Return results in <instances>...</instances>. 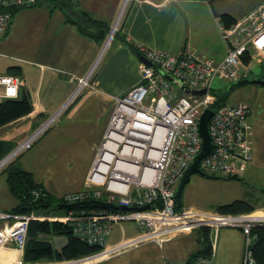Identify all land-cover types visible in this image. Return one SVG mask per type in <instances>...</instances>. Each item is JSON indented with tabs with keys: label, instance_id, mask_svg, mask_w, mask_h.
I'll use <instances>...</instances> for the list:
<instances>
[{
	"label": "built area",
	"instance_id": "obj_1",
	"mask_svg": "<svg viewBox=\"0 0 264 264\" xmlns=\"http://www.w3.org/2000/svg\"><path fill=\"white\" fill-rule=\"evenodd\" d=\"M57 1L63 0H0V37L7 33L15 10ZM218 25L227 47L225 57L218 61L201 52L171 54L144 47L138 50L150 65L141 61L138 83L114 97L113 110L103 140L96 150L85 189L64 196L66 203L105 197L108 202L123 208L149 204L150 209L114 213L70 211L52 218L34 213L0 212V221L12 220L0 228V248L14 242L20 254L18 259L7 264H91L142 243L161 245L171 238L204 229L209 230L211 239L209 254L188 260H165L164 264H211L215 242L210 233L220 228L242 230L245 240L241 264H258L253 250L256 237L252 229L264 225V207L247 213H221L195 206L176 207V184L202 148L199 119L206 108L213 110L208 122L212 146L200 161V169L206 174L234 179L241 177L252 159L251 126L247 120L249 105L245 102L227 103L213 109L216 98L212 92L216 90L213 86L216 78L232 82L241 78L249 68L243 61L247 52L251 60L259 56L258 63L264 61V1L230 26ZM87 75L83 78L72 76V79L79 84L88 78L83 88L90 87L92 72ZM168 76L179 80L185 88L205 89L206 92L187 93ZM173 84L184 93L178 95ZM21 85L18 75L0 73V101L17 98ZM53 122V117H50L18 147L15 146L11 151L15 152L13 155L10 152L0 160V170L15 156L30 149ZM33 195L38 198L41 192L34 191ZM44 219L69 223L73 235L80 241L103 249L77 259L26 262L23 254L29 222ZM123 221L134 222L138 233L114 245H107L111 229ZM184 223L193 226L182 228ZM98 257L100 259L94 260Z\"/></svg>",
	"mask_w": 264,
	"mask_h": 264
},
{
	"label": "crops",
	"instance_id": "obj_2",
	"mask_svg": "<svg viewBox=\"0 0 264 264\" xmlns=\"http://www.w3.org/2000/svg\"><path fill=\"white\" fill-rule=\"evenodd\" d=\"M64 1L67 2L58 4L45 2L22 14L26 24L28 23L26 26L28 54L25 58L5 63L3 68L0 67V73H7L10 70V73L21 78L20 93L29 94L33 110L28 115L0 127V142H4L7 144L6 148L12 150L46 119H49L52 113L55 114L62 108L74 93L73 85L76 80H73L72 76L83 78L92 71L91 68L96 64L102 46L104 48L106 42L112 39L108 40L107 38L112 27L115 26L114 37H112L117 40L116 45L114 46V41L110 42V48L104 55L105 60L102 62L98 74L90 79L91 86L80 91L77 90L78 94L63 111L67 123L64 133L52 138L57 146L74 140L78 148L84 143L87 145L86 150L94 152L91 160L84 163L86 170L84 179H87L97 147L103 140L113 110L114 97L124 94L139 81L141 56L138 54V50L144 47L171 54H180L183 51L201 52L214 60H221L227 53V47L218 24L226 26L228 22H223L220 15L227 14L228 20H237L264 0H217L212 3L209 0ZM23 9L25 8H19L13 13L7 33L0 37L1 51L3 50L1 46L12 42L11 35L14 27L23 20L17 18ZM120 17L122 19L118 26ZM91 19L101 22L102 25H92ZM185 36L186 40H184ZM263 64L264 61L261 65ZM247 72H251L249 68L243 72L240 79H243ZM263 80L257 77L253 83L264 86L263 83H258ZM257 101L260 102V100ZM263 118L264 116L259 112H255L253 116L250 107L247 120L251 126L249 139L252 147V159L241 177L232 180L222 178L215 180L227 182L242 181L246 178L251 180L254 172L258 169L259 160L264 168V151L260 155L252 143V136L256 138L260 136V140L257 138V145L260 147L259 149L264 150L261 148L264 139ZM17 132L19 134L15 135ZM64 152L67 153V151L60 152V150L56 152L58 159L64 158ZM37 153L34 152L32 157H36ZM260 156L261 158H259ZM70 158L77 159L78 157ZM27 170L33 175L35 181L42 184L44 190L51 194L43 180L36 178L35 171ZM5 173L0 195L7 202L4 203L0 200V212H8L17 205V199L12 195L7 185L8 173L4 171L3 175ZM202 177L206 181L214 180V178ZM78 190L81 189L68 191L63 195L78 192ZM218 206L220 205H216L212 209L216 210ZM45 214L48 213H37V216L57 217ZM11 222L12 220L0 221V228ZM117 224H120L121 238L113 242L109 239ZM115 225L106 239L107 245L116 244L138 233L134 222L123 221ZM236 231L243 235V239L236 240L235 237L238 236ZM193 233L196 235L192 236ZM200 233L201 231H192L183 234L185 238L192 241L185 246L180 239L182 235L166 240L161 245L155 242L142 243L128 251L127 256L121 260L125 259L122 264H164L165 260H188L202 248L199 240ZM212 233L213 231L210 234ZM213 235V239L216 236L217 241L213 243L214 253L211 264H214L216 260L217 264H241L245 240L242 230L220 228ZM19 256L14 242H9L5 247L0 248V264L12 263ZM107 259L110 257L91 264H102Z\"/></svg>",
	"mask_w": 264,
	"mask_h": 264
},
{
	"label": "rangeland",
	"instance_id": "obj_3",
	"mask_svg": "<svg viewBox=\"0 0 264 264\" xmlns=\"http://www.w3.org/2000/svg\"><path fill=\"white\" fill-rule=\"evenodd\" d=\"M40 5L41 4H37L30 7H24L25 9H23V11L20 13V15L17 18H19V20L23 19L24 18V16H22L23 12H28L29 10H32L33 7ZM122 17L119 18L118 26L120 25V21ZM27 25L28 23L26 24L25 19H23L21 23L16 24V26L14 27V31L12 32L11 35L12 42H10V44H7L6 46H1L3 47V50L2 51L0 50L1 68L4 67L5 63L12 62L15 59L25 58L26 55L28 54V50L26 47V41L28 39L26 33ZM117 30L118 27L116 29V32ZM113 37H111L112 39L110 41L106 42L104 48L102 46L101 48L102 50L101 53L99 54L98 59L96 60V64L91 68L92 69L91 78L95 77L98 74L102 62L105 60L104 55L106 54L108 48H110L109 46L110 42L114 41V46L116 45L117 40H115ZM107 39H109V37ZM184 40H186V36ZM258 57L259 56H256L253 58V60L250 61L249 70L251 72H247V75L244 76L243 80L246 81L244 84L235 86L234 90H232L229 96V103L231 104H235L239 102L248 103L251 107V112L253 116L255 115V112H259V114L264 116V91H262L264 90V86L255 85L253 83L254 79H257V77L264 79V65L258 63L257 60ZM79 84L78 81L76 80V83L73 85L74 91L77 89V86H79ZM231 84H232V80L230 79L220 80L216 78L214 80L213 86L214 89H216V91L221 89L222 91H227L230 88ZM173 88L175 89V91H177L178 95H182L184 93L183 90L179 89L178 86H176L175 84H173ZM83 89L84 88L82 87V90ZM257 100H260V102H258ZM68 105L65 108H67ZM65 108L60 111L58 110L55 114L52 113V116L50 115L51 117H55L56 115L53 124L32 145V149L25 150L10 160L14 168L21 167L23 170L25 169L26 171H28L27 169L35 171V174L37 175L36 178L38 177L41 180H43L44 185L49 188L51 195L57 199L62 197V195L68 191H74L77 189H81L78 191H82L85 189V184L87 179L86 178L84 179L85 177L84 172L86 171L84 163L87 160H91L92 155H94V152L92 153L90 150H86L87 145L84 143L82 144L83 146L79 148L74 143V140H69L66 144H60L58 146L57 144L54 143L53 141L54 139L52 138L57 137L59 134H62V132L64 133L65 127L67 125L65 114L63 112ZM47 120L48 119H46L45 121ZM40 126H38V128ZM18 134L19 132L15 133V135ZM263 134H264V130H263ZM257 138L259 140L261 139L260 136H258ZM257 138L252 136V143H253V147L257 149L256 152L259 151V154L261 155V152L264 150L259 149L260 147L257 145V140H258ZM16 146L18 147L19 144H17ZM261 148L264 149V139H263V143L261 144ZM58 150H60V152L67 151V153L64 152V158L58 159V157L56 156V152ZM34 152H38V153L36 154V157L33 158L32 154ZM72 156H77L78 158L71 159L70 157ZM259 158H261V156ZM10 162H8L7 165ZM263 169L264 168L261 165V161L259 160L258 169H256V172H254L251 180L246 178V179H242V181H230V182L223 180H215V179L212 182H210V181H206L204 177L194 174L190 177L189 182L186 184L184 188L182 205L195 206L201 209L211 210L216 205L231 203L235 200H246L250 205H254L256 207L262 206L264 205ZM2 170H0V188L3 186V182H2L3 178H5L4 176H6V173L3 175L4 171ZM100 189L103 190L104 187ZM65 195H63V197ZM0 198H1L0 200H2L4 203L7 202L6 199L1 195ZM55 203L56 202H54L53 204ZM37 211L38 213H48L49 215L52 216H63L65 214V211L63 209H59L55 206H51L45 209H39ZM121 224L123 225V223ZM214 233L216 232L213 231V233L211 234L212 238L214 237L213 235ZM237 234L238 236L235 237L236 240H239L240 238L243 239V235H241L239 231L237 232ZM194 235L196 234L193 233L192 236ZM120 238H121L120 224H117L115 225L109 240L116 242ZM43 239L50 241L55 249H60L66 242L67 237L61 234L60 235L47 234L44 235ZM180 239L181 242L184 243V246L189 245L190 242H192L190 239L185 238V236L183 235L182 237H180ZM216 241L217 239L215 236L214 242ZM130 250H132V248H129L119 254L113 255L110 257V259H107L102 264H122L123 262H125V259L124 261L121 260L127 256L128 251ZM214 264H217V260L216 262H214Z\"/></svg>",
	"mask_w": 264,
	"mask_h": 264
},
{
	"label": "trees",
	"instance_id": "obj_4",
	"mask_svg": "<svg viewBox=\"0 0 264 264\" xmlns=\"http://www.w3.org/2000/svg\"><path fill=\"white\" fill-rule=\"evenodd\" d=\"M217 0H209L210 3ZM67 1H57L53 3H62ZM16 11V10H15ZM14 11V12H15ZM13 12V13H14ZM227 14L220 15V19L223 22H228L226 26H230L235 20H228ZM228 20V21H227ZM92 25H102L101 22L90 20ZM243 61L246 65L250 64L251 58L249 52L244 54ZM264 65V64H263ZM13 69V68H11ZM10 73V70L7 72ZM246 81L239 79L232 82L230 88L227 91L214 90L216 100L212 105L213 109H217L222 105L229 103V96L235 86L244 84ZM258 83H263L259 81ZM33 110L31 98L28 93L21 92L17 98H7L0 101V127L14 122ZM7 144L0 142V160L8 155L11 151L10 148H6ZM2 171L8 173L7 185L12 195L17 199V205L9 210L12 214H31L36 213L39 209H45L51 206H55L59 209H63L65 214L70 211L74 212H107L114 213L124 211L123 207L116 203H110L105 197L99 199L87 198L85 200L76 203H66L64 197L54 198L51 194L47 193L42 184L35 181L33 175L23 170L21 167H13L10 162L4 167ZM206 177L220 179L222 177L213 176L206 174ZM225 180H232L231 178H222ZM34 191H40L41 195L35 198L33 195ZM56 202L55 204H53ZM256 207L250 205L243 200H235L231 203L220 205L216 208V211L221 213H247L255 210ZM52 216L49 214H45ZM253 235L256 237L255 244L253 246L254 255L258 261V264H264V225L255 226L252 229ZM56 234L65 235L67 237L66 242L60 249H55L52 243L46 239H43L44 235ZM202 248L197 251L193 256L196 257L202 254H209L211 249V239L209 236V230H201L199 238ZM103 248L99 245H90L86 242L80 241L72 233V229L69 223H63L60 221L53 220H31L28 226L26 245L24 248V260L31 263H42L51 261H61L77 259L100 252Z\"/></svg>",
	"mask_w": 264,
	"mask_h": 264
},
{
	"label": "water",
	"instance_id": "obj_5",
	"mask_svg": "<svg viewBox=\"0 0 264 264\" xmlns=\"http://www.w3.org/2000/svg\"><path fill=\"white\" fill-rule=\"evenodd\" d=\"M112 30H113V27L110 31V34L112 33ZM141 61L147 65H150V62L143 56L141 57ZM168 78L174 83H176L180 88H183L185 92L187 93L203 94L206 92L205 89L193 90V89L185 88L179 80H176L172 78L171 76H168ZM212 115H213V110L211 108H206L200 116L199 132L202 138V148H201V151L193 159L192 163L185 170L183 176L178 181V184L175 190L177 208H181L182 206V196H183L184 188L186 184L189 182L190 177L194 174H197L200 176H206V173L200 169L199 164H200V161L209 153L211 146H212L211 139H210L209 132H208V122L210 118L212 117ZM150 207L151 206L147 204L142 207H128V208H123V209L125 211L147 210V209H150Z\"/></svg>",
	"mask_w": 264,
	"mask_h": 264
},
{
	"label": "bare ground",
	"instance_id": "obj_6",
	"mask_svg": "<svg viewBox=\"0 0 264 264\" xmlns=\"http://www.w3.org/2000/svg\"><path fill=\"white\" fill-rule=\"evenodd\" d=\"M114 29H115V26L113 27V30H112V33L108 36L109 37V39L108 40H110V38L113 36V34H114ZM88 76V75H87ZM88 80V78H86L85 80H82L81 81V83L79 84V86H78V88H77V90H81L82 89V87L84 86L83 85V83H85L86 81ZM77 90H75L74 91V93L72 94V96L67 100V102L62 106V108L60 109V110H62V109H64L74 98H75V96L77 95ZM59 110V111H60ZM58 114V113H57ZM56 118V115H55V117H53V119H55ZM12 153V152H11ZM15 152H13L12 153V155L14 154ZM191 226H193L192 224H190V223H184L183 225H182V228H188V227H191ZM100 259V258H99ZM96 260H98V259H96Z\"/></svg>",
	"mask_w": 264,
	"mask_h": 264
}]
</instances>
